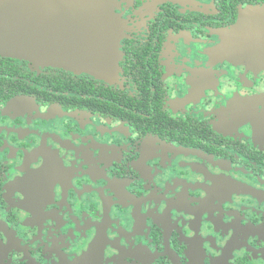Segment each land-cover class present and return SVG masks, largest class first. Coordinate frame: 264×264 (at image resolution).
<instances>
[{
  "label": "flooded vegetation",
  "instance_id": "flooded-vegetation-1",
  "mask_svg": "<svg viewBox=\"0 0 264 264\" xmlns=\"http://www.w3.org/2000/svg\"><path fill=\"white\" fill-rule=\"evenodd\" d=\"M117 62L0 55V264H264V0H112Z\"/></svg>",
  "mask_w": 264,
  "mask_h": 264
},
{
  "label": "water",
  "instance_id": "water-1",
  "mask_svg": "<svg viewBox=\"0 0 264 264\" xmlns=\"http://www.w3.org/2000/svg\"><path fill=\"white\" fill-rule=\"evenodd\" d=\"M227 55L264 71V8L244 13L226 34ZM120 23L112 0H0V55L90 75L117 62Z\"/></svg>",
  "mask_w": 264,
  "mask_h": 264
}]
</instances>
